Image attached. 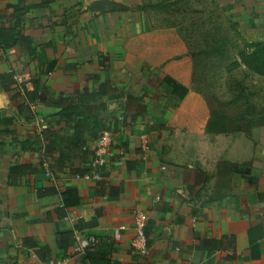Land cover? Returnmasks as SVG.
Segmentation results:
<instances>
[{
	"label": "crops",
	"instance_id": "obj_1",
	"mask_svg": "<svg viewBox=\"0 0 264 264\" xmlns=\"http://www.w3.org/2000/svg\"><path fill=\"white\" fill-rule=\"evenodd\" d=\"M128 1L0 0V28L23 26L33 49L0 47V76L14 78V83L0 81V119L16 118L15 135L0 133V264H90L85 251H78L89 239L96 240L94 253L109 255L113 264H264V127L252 132L256 146L250 174H233L228 197L208 203L214 182L205 189L192 187L199 165L184 149L167 143L173 98L157 89L145 62L127 48L131 39L151 30L148 16L131 7L136 0ZM110 3L129 10L103 13ZM222 5L231 13L252 8L262 13L252 22L256 41L264 40V0H225ZM18 77L31 83L30 91L39 81L42 101L30 105V118L17 110L16 103L24 101ZM136 77L143 79L140 86ZM106 80L142 97L145 108L123 115L125 100L108 101L107 117L126 121L114 135L102 180H77L75 172L91 165L74 159L63 171L53 174L44 167L45 174L27 175L11 185L12 166L40 168L38 147L22 149L23 143L41 141L40 120L67 135L55 114L75 102L78 92H97ZM85 138L95 146L90 133ZM47 188L57 193L40 197L38 190ZM111 188L119 189L118 198L109 197ZM57 208L65 217L57 216ZM138 210L148 218V255L132 247ZM63 230L76 234L67 254L56 243ZM28 236L50 247L51 260L43 262L24 247ZM205 240L215 248H206Z\"/></svg>",
	"mask_w": 264,
	"mask_h": 264
},
{
	"label": "trees",
	"instance_id": "obj_2",
	"mask_svg": "<svg viewBox=\"0 0 264 264\" xmlns=\"http://www.w3.org/2000/svg\"><path fill=\"white\" fill-rule=\"evenodd\" d=\"M195 1L201 5V10L189 7L192 0H158L156 3L141 4L139 10L150 19L155 16L154 13L165 15L161 23V27L165 29L153 26L150 31L131 39L127 48L141 59L150 50L161 60H180L181 53L189 59L192 69L189 85L165 73L158 81L157 89L178 101L176 110L167 123L166 128L170 131L167 143L184 149L199 165L192 187L202 185V189H205L211 181L214 182L212 195L208 198V203H211L228 197L233 174L242 177L250 174L256 146L252 132L255 128L264 127V106L253 104L247 95L227 102L220 100L210 87L211 70L225 65L230 73L244 67L248 72L264 78V40L246 42L237 39L230 33L235 32L237 24L220 14L216 0ZM128 10L123 5L110 3L102 12L124 13ZM195 11L198 16H193ZM161 34L171 38L166 40L160 37ZM15 46H19L25 53L33 52L31 38L24 34L23 26L1 27V49ZM13 79L9 74L0 76L1 83H14ZM33 85L32 91L20 86L24 101L16 103L19 114L29 118L32 116L30 105L42 101L39 81H34ZM120 99L125 100L126 104L123 115L131 108H134L136 114L143 113L145 105L142 97H135L122 88L115 87L111 80L101 83L97 92H89L87 89L78 92L75 102L55 114L58 118L57 125L63 124L68 131L67 135L56 131L44 119L47 127L41 132V141L22 144L23 150H28L31 146L38 147L40 168H33L31 164L12 166L9 170L11 185H17L27 175L45 174L44 163L53 174L58 170L63 171L74 159L91 165L95 155L85 135L90 133L92 140L97 141L103 132L108 131L114 135L120 132L125 126L124 117H107L108 101ZM15 121L16 118L12 116L0 119V133L15 135ZM89 171L90 168L86 166L78 169L75 175H84ZM118 190L111 188L109 197L118 198ZM56 193L55 188L38 190L40 197ZM55 212L58 217H65L63 208H57ZM75 239L76 234L72 230L59 232L56 236L58 249L67 254ZM23 245L33 249L43 262L51 260L50 247L37 243L32 236L25 237ZM96 246L95 240L85 250L90 264H113L109 255L94 253ZM204 246L208 249L215 248L209 240L204 241Z\"/></svg>",
	"mask_w": 264,
	"mask_h": 264
},
{
	"label": "rangeland",
	"instance_id": "obj_3",
	"mask_svg": "<svg viewBox=\"0 0 264 264\" xmlns=\"http://www.w3.org/2000/svg\"><path fill=\"white\" fill-rule=\"evenodd\" d=\"M133 0H131L132 2ZM158 0H136L130 3L134 9L139 8L143 3H156ZM210 0H208L209 2ZM220 7V14L223 15L226 19L230 22H234L237 24L235 32H230L231 34L235 35L237 39L246 42H255L257 38L255 34L257 29L253 26L252 19L259 18L262 13H256L255 8H252V12L249 9V12L246 11H234V13L230 10H227L226 7L222 5L225 0H216ZM130 2V0L128 1ZM222 2V3H221ZM189 7L192 9L196 8V11L199 9L201 10V5L197 4L195 0L189 4ZM136 10V11H138ZM195 11L193 12V16H198L199 14ZM190 14V13H189ZM153 18H149L151 22V28L153 26L159 27L161 30L165 29L161 27V23H163V14H155ZM256 15V16H255ZM226 25L228 24L225 20H222ZM252 22V23H251ZM228 26V25H227ZM229 29V28H228ZM160 37L168 40L171 37L167 36L166 34H161ZM243 43V42H242ZM154 51L150 50V53L144 57L142 60L145 62L144 65H147L145 70L149 72V77L152 79L151 81H155L158 84V81L164 77L165 73L171 74L174 78L182 82L183 84L189 85L192 69L190 66V61L185 56L184 53L182 54V59L175 60V61H167L168 59H159L153 55ZM180 55H177V57ZM227 64V63H226ZM150 68H149V67ZM143 69H141L140 73L142 74ZM140 74V75H141ZM211 89L217 95V97L224 101H230L238 96L244 97L247 95L253 104L258 106H264V78L256 76L250 72H248L244 67L233 70L232 72L228 73L225 65L221 66L220 68H212L211 70ZM136 85L140 86L143 83V79L140 77L135 78ZM122 90L126 91L127 93L131 94V92L122 88ZM169 107L177 106L178 101L176 99H172L169 102ZM126 121V120H125Z\"/></svg>",
	"mask_w": 264,
	"mask_h": 264
},
{
	"label": "built area",
	"instance_id": "obj_4",
	"mask_svg": "<svg viewBox=\"0 0 264 264\" xmlns=\"http://www.w3.org/2000/svg\"><path fill=\"white\" fill-rule=\"evenodd\" d=\"M17 84L23 86L26 89L31 85L22 77L16 78ZM46 124L43 120L39 122V130L42 132L46 129ZM114 140V134L108 131L103 132L100 135L99 140L96 141L92 151L94 152L95 158L93 163L90 166V171L84 175H76V179L85 182H99L102 180V169L106 165L107 157L111 155V147ZM141 148L142 150H147L148 144L147 140H142ZM44 167H48L47 164H44ZM148 224V218L145 212L136 211L134 214V225L136 230V235L132 241V247L135 251L139 252L141 255H148L149 253V243L146 234ZM95 242L94 239H89L81 242L78 251L84 252L91 244Z\"/></svg>",
	"mask_w": 264,
	"mask_h": 264
}]
</instances>
